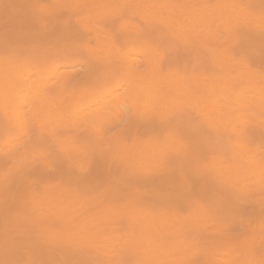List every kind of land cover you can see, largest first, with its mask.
Instances as JSON below:
<instances>
[{
    "label": "rangeland",
    "instance_id": "374dc122",
    "mask_svg": "<svg viewBox=\"0 0 264 264\" xmlns=\"http://www.w3.org/2000/svg\"><path fill=\"white\" fill-rule=\"evenodd\" d=\"M192 12L201 24L182 23ZM127 62L143 85H166L149 107L129 98L138 87ZM25 72L43 83V99L24 105V127L0 96V264H161L144 249L116 246L111 254L60 242L59 222L42 217L43 200L109 215L106 238H136L137 218L146 215L170 244L199 247L193 264H204L211 233L224 237L223 250L237 244L238 263L264 264V182L217 169L245 164L243 152L264 167V94L256 91L264 88V0H0V73ZM175 77L195 99L225 89L233 98L221 102L225 118L183 104L170 85ZM162 149L164 176L148 174L145 151Z\"/></svg>",
    "mask_w": 264,
    "mask_h": 264
},
{
    "label": "bare ground",
    "instance_id": "6f19581e",
    "mask_svg": "<svg viewBox=\"0 0 264 264\" xmlns=\"http://www.w3.org/2000/svg\"><path fill=\"white\" fill-rule=\"evenodd\" d=\"M114 2V1H113ZM120 2V0H119ZM251 2V1H250ZM107 3V2H106ZM109 3V2H108ZM252 3V2H251ZM112 4V2L110 3ZM109 6V5H108ZM107 6V7H108ZM111 6V5H110ZM113 6V5H112ZM127 6V5H126ZM164 6V5H162ZM105 7V6H104ZM161 8V7H160ZM177 8V7H176ZM220 9L222 11H229L231 9H233L231 6L230 8L227 6V7H224V6H220L219 8H217V10ZM240 9V8H239ZM244 9V8H243ZM164 11V10H163ZM162 11V12H163ZM179 14H181L180 10L177 11ZM232 13V12H231ZM238 13V12H237ZM92 14V13H91ZM203 14V13H202ZM239 14V13H238ZM141 15V14H140ZM238 16V15H237ZM242 16V15H241ZM244 16V15H243ZM182 18V16H180ZM201 17L202 15L199 14V15H196V12H192V13H187L184 15V19H185V22L182 21V23H187V26H193V25H199L201 24ZM159 18H161L159 16ZM149 19V18H148ZM243 19V18H242ZM247 20V19H246ZM148 21V20H147ZM263 21V20H262ZM167 22V21H166ZM172 29H174L172 27ZM176 30V29H175ZM96 31V30H95ZM175 33V32H174ZM174 33H173V36H174ZM178 37V36H177ZM172 39V38H171ZM175 40V39H173ZM177 40V39H176ZM174 42V41H173ZM176 42V41H175ZM178 42V40H177ZM148 51V50H147ZM99 52V51H98ZM151 53V52H150ZM111 55V53H110ZM116 55V54H115ZM141 55H144L141 54ZM198 55V54H197ZM129 56V55H128ZM146 56V54H145ZM132 57V56H131ZM138 57V56H137ZM144 57V56H142ZM146 58V57H145ZM196 58V57H195ZM110 59V58H109ZM113 59V58H112ZM202 59V57H201ZM114 61V60H113ZM151 61V59H150ZM205 61V60H204ZM201 62H203L201 60ZM225 62V61H224ZM232 62V61H231ZM150 62L148 61V64ZM147 64V65H148ZM153 64V63H152ZM156 64V63H155ZM199 64V63H198ZM210 64V62H209ZM127 65L129 66V69H131L130 71V85H133L134 82H136L137 84V87H138V90H137V93L134 94V90L132 93H130V96L129 98H132V99H135L137 101V99L140 98H143L145 100L144 102V105L146 107H149L151 105V103H153L157 98H160L159 96V92H163L164 90V87L166 85H163L162 83V86H161V83L160 82H157V84H153L152 86L151 85H143L142 83V80L143 79V76L141 75L140 77V73L137 72L134 68L133 65H131V63H128L127 62ZM205 65V64H204ZM150 66V65H149ZM156 66V65H155ZM201 66V65H200ZM206 66H207V63H206ZM205 66V68H206ZM216 66V65H215ZM199 67V66H198ZM207 67H210V65H208ZM213 67V65H212ZM141 68H143L141 66ZM197 68V67H196ZM217 68V67H216ZM26 69V68H25ZM223 69V68H222ZM235 69V68H233ZM233 69L231 70V72L233 73ZM236 70V69H235ZM234 70V72H236ZM21 71V70H20ZM24 73V72H23ZM19 74V73H18ZM237 75V73H236ZM248 75V74H247ZM251 76V75H250ZM38 77V76H37ZM59 77V76H58ZM247 78V76L245 77ZM252 78V77H251ZM129 79V78H128ZM244 79V78H243ZM38 81L40 79H37ZM150 81V80H149ZM224 81V80H223ZM247 80H243V82ZM171 82V81H169ZM252 82V81H251ZM208 83V82H207ZM206 83V84H207ZM250 83V82H249ZM42 84L39 85V83L33 79L31 77V75H29V73H26L24 75L21 74V76L18 78L17 77V74L16 73H12V74H8L7 76H5L3 73H0V96L3 97V100H4V103L5 105H7L9 111L12 113V111H16V114L15 112L13 113L14 117L16 118V121L18 124L22 125L23 127L25 126L24 125V122H25V117H24V113H23V107L24 105L26 106V103H28L30 99H35V101H38V102H41L42 99H43V94H42ZM124 84V83H123ZM150 84V83H149ZM172 84L173 86V90H174V93L177 94L178 93V97H181L183 100H181V102L183 101V104H187V103H190V102H196L198 104H201V106L206 109V111L208 112V114L210 115V117L212 118H216L218 117L219 119H222V118H225V113L226 111L224 112V109L226 106H224V108L222 107L221 102H223L222 100L223 99H233L231 98V96H229V94L227 92H225V89L219 87L218 85H215L213 87H211V90H210V96L207 97V98H203V97H198V99H195V95H192L190 92H188V88L186 86V84L182 83L181 80L178 78V77H175L173 80H172V83H170V85ZM119 85V84H118ZM122 85V84H121ZM168 85V86H170ZM242 85V84H241ZM244 85V83H243ZM250 85V84H249ZM44 86V85H43ZM123 87V86H122ZM120 88V86H119ZM118 88V89H119ZM131 88V87H130ZM117 89V90H118ZM122 90V89H120ZM124 90V89H123ZM126 90V89H125ZM124 90V91H125ZM110 91V90H109ZM123 91V92H124ZM250 91V90H249ZM256 91H259L260 93L264 94V88H257ZM108 93V90L104 91V93ZM118 92V91H117ZM101 93V92H100ZM105 93V94H106ZM116 93V91H115ZM126 93V92H125ZM110 95H112L111 93H109ZM140 94V96H139ZM245 94V93H244ZM95 95V94H94ZM114 95V94H113ZM129 95V94H128ZM125 96V95H124ZM87 97V96H86ZM104 97V96H103ZM106 97V96H105ZM112 97V96H111ZM116 97V98H115ZM114 98L116 99V102L118 103H123V100L122 98L118 97V96H115ZM240 99H243V97L245 98V95L242 97V96H239ZM239 97H235L236 99H239ZM104 99V98H103ZM164 97H162V100L161 101H164L163 100ZM210 99H212L210 101ZM239 99V100H240ZM86 100V99H85ZM131 100V99H130ZM129 100V101H130ZM140 100V99H139ZM238 100V101H239ZM48 101V99H47ZM127 101V100H126ZM128 101V102H129ZM233 101H236V100H233ZM104 102V101H103ZM138 102V101H137ZM174 102V101H173ZM232 102V100L230 101ZM237 102V101H236ZM241 102V101H240ZM240 102H239V105H240ZM31 103V102H30ZM45 103V101L43 102ZM76 103V102H74ZM90 103V102H89ZM100 103V102H99ZM102 103V102H101ZM235 103V102H232V104ZM238 103V102H237ZM86 104V103H85ZM95 104V103H94ZM103 104V103H102ZM228 104V103H227ZM68 105V104H67ZM89 106V104H87ZM109 105V104H107ZM133 105V104H132ZM224 105V104H223ZM230 105V104H228ZM32 106V105H31ZM47 106H48V103H47ZM70 106V104H69ZM69 106H66V107H69ZM75 106V105H74ZM79 106V105H78ZM105 106V104L103 105ZM41 107V106H39ZM43 107V106H42ZM65 107V108H66ZM93 107V106H92ZM96 107V106H94ZM31 108V107H30ZM52 108V107H50ZM75 110V107H71ZM77 108H80L77 107ZM83 108H86V107H83ZM89 108V107H88ZM145 108V107H144ZM250 109L253 110V108L250 106L249 107ZM26 109V108H25ZM129 109V108H128ZM147 109V108H146ZM227 109V108H226ZM238 109V108H237ZM51 110V109H50ZM72 110V109H71ZM73 110V111H74ZM228 110V109H227ZM25 111V110H24ZM63 111V110H62ZM67 111V109H66ZM91 111V109H90ZM130 111V110H129ZM242 111V110H241ZM244 111V110H243ZM70 112V111H69ZM77 112V111H76ZM89 112V111H88ZM106 112V110H105ZM147 112V110H146ZM240 111H238L239 113ZM54 113V112H53ZM56 113V112H55ZM66 113V112H65ZM64 113V114H65ZM71 113V112H70ZM73 113V112H72ZM78 113V112H77ZM76 113V114H77ZM83 113V112H82ZM110 113V112H109ZM237 113V112H236ZM241 113V112H240ZM63 114V116H64ZM75 114V115H76ZM104 114V113H103ZM125 114V113H124ZM141 114V113H139ZM26 115V114H25ZM71 115V114H70ZM69 115V116H70ZM78 115V114H77ZM68 116V117H69ZM73 116V115H72ZM202 116V115H201ZM62 117V116H61ZM125 117V116H124ZM128 117V116H127ZM31 118V117H30ZM77 118V117H76ZM29 119V118H28ZM32 119V118H31ZM62 119V118H61ZM67 119V117H66ZM69 119V118H68ZM67 119V120H68ZM239 119V118H236V120ZM66 120V121H67ZM112 120V119H111ZM116 120V119H115ZM124 120V119H123ZM244 120V119H243ZM79 121V119H78ZM201 122V118L199 120ZM63 122V121H62ZM65 122V121H64ZM63 122V123H64ZM75 122V121H74ZM77 122V121H76ZM117 122V120H116ZM119 122V121H118ZM244 122V121H243ZM214 123V122H213ZM218 123V122H217ZM231 123V122H230ZM236 123V122H235ZM33 124V123H32ZM83 124V123H82ZM213 125V124H212ZM217 125V124H216ZM219 125V124H218ZM217 125V126H218ZM236 125V124H235ZM71 126V125H69ZM220 126V125H219ZM227 126V125H226ZM49 127V126H48ZM211 127V126H210ZM209 127V128H210ZM185 128V127H184ZM188 129V128H187ZM220 131V130H219ZM237 131V130H236ZM51 132V131H50ZM196 132V131H195ZM33 133V132H32ZM184 133V132H183ZM96 134V133H95ZM102 134V133H101ZM171 135V134H170ZM31 137V136H30ZM172 137V135H171ZM264 137V136H263ZM112 137H110L109 139H111ZM196 138V137H195ZM202 138V136H201ZM173 139V138H172ZM21 140V139H20ZM103 140V139H102ZM113 141V139H111ZM199 140V139H198ZM111 141V142H112ZM18 142V141H17ZM113 143V142H112ZM67 144V143H65ZM68 145V144H67ZM75 145V144H73ZM116 145V144H115ZM23 146V145H22ZM63 146L65 147V145L63 144ZM70 146V144H69ZM228 146V145H227ZM3 147V146H2ZM11 147V146H10ZM21 147V146H20ZM48 147V146H47ZM72 147V145L70 146ZM76 147V145H75ZM232 147V146H231ZM230 147V148H231ZM133 148V147H132ZM6 149V148H5ZM69 149V148H68ZM112 148H109L107 150H110ZM16 150V149H15ZM236 150V149H235ZM4 151V150H3ZM132 151V150H131ZM108 152V151H106ZM130 152V151H129ZM134 152V151H133ZM137 152V151H136ZM15 153V152H14ZM13 153V154H14ZM83 153V152H82ZM145 161H144V168L145 170H147L146 172L148 174H154L156 175V177L158 175H162L165 171L164 167H161L162 165H158L157 162L161 160L162 158V155L164 154V150H148V151H145ZM148 153V154H147ZM76 154V153H75ZM244 154V159H245V164H226L224 162H219L217 164V169L221 172V174L223 176H230L231 177V174H233V176H239L240 173H242L245 177L246 175L248 177H251V178H255L257 179L258 181H261L264 182V167H259L258 164L256 163V161L253 159V158H249L247 157L246 153L243 152ZM8 155V154H7ZM69 155V154H68ZM9 156V155H8ZM15 156V155H14ZM70 156V155H69ZM76 157L78 156L77 154L75 155ZM81 156V155H79ZM110 156V155H109ZM134 156V155H133ZM144 156V155H143ZM31 157V156H29ZM68 157V156H67ZM72 157V155H71ZM70 157V158H71ZM74 157V156H73ZM74 157V158H76ZM84 157V156H83ZM128 157V156H126ZM135 157H136V154H135ZM242 157V156H241ZM11 158V157H10ZM13 158V157H12ZM82 158V157H81ZM125 158V157H124ZM123 158V159H124ZM9 159V158H8ZM14 159V158H13ZM16 159V158H15ZM73 159V158H71ZM135 159V158H134ZM4 160H6V158H4ZM79 160V159H78ZM127 160V159H126ZM130 160V159H128ZM242 160V159H241ZM240 159H238V161H241ZM16 161H18L16 159ZM20 161V160H19ZM22 161V160H21ZM26 161V160H25ZM74 161V160H73ZM81 161V160H80ZM83 161V160H82ZM118 161V159H117ZM124 160L121 161V159H119L118 162H123ZM137 161V160H136ZM125 162V161H124ZM3 163V162H2ZM78 163V162H77ZM76 163V164H77ZM18 164V163H17ZM24 164V163H23ZM81 164V163H80ZM79 164V165H80ZM120 164V163H119ZM19 165V164H18ZM120 165L124 166L123 163H121ZM83 166V165H82ZM121 166V167H122ZM133 166V165H132ZM183 167H185L183 165ZM200 167V166H199ZM133 168V167H132ZM17 169V168H16ZM130 169V168H129ZM139 169V168H138ZM185 169V168H184ZM134 170V169H133ZM217 170V171H218ZM135 171V170H134ZM14 172V171H13ZM114 172V171H112ZM210 172V171H209ZM214 172V171H212ZM137 173V172H136ZM141 173V172H140ZM9 174V172H8ZM15 174V173H14ZM215 174V173H213ZM115 175V173H114ZM211 177H212V174L210 172L209 174ZM9 176V175H8ZM113 176V175H112ZM164 176V174H163ZM243 176V177H244ZM12 178V177H11ZM235 177H233L234 179ZM163 179V177H162ZM236 179V178H235ZM238 179V178H237ZM14 178L11 182H14ZM6 181V180H5ZM162 181V180H161ZM237 181V180H236ZM246 181V180H245ZM10 182V181H9ZM231 182V181H230ZM238 183V182H237ZM2 184V183H1ZM239 184V183H238ZM237 184V185H238ZM260 184V183H259ZM8 185V184H7ZM220 185V184H219ZM4 186V185H2ZM37 186V185H35ZM249 187V186H247ZM37 188V187H36ZM207 188V187H206ZM8 191V190H7ZM56 191V190H55ZM69 192V191H68ZM67 193V191H66ZM13 194V193H12ZM203 194V193H202ZM207 194V193H206ZM58 195V194H57ZM56 195V196H57ZM62 195V194H61ZM64 196V194L62 195ZM174 196V195H173ZM78 198V197H77ZM88 199V198H87ZM226 199V198H225ZM95 200V199H94ZM71 201V200H70ZM85 201H86V198H85ZM87 202V201H86ZM42 206H43V209H44V213L42 214V217L43 218H47L48 220L54 218L56 219L57 222H55L56 224H60V230L62 232V238L63 240H59L60 242L61 241H64L66 239H71L72 241H78L80 244H84V245H87V246H90V247H93L99 251H104L106 253H111L113 254L115 251L113 250L114 247L118 246L120 249L122 248L123 250H127V249H131V248H139V249H144L146 251V254L149 256H154L156 257V259H158L161 264H193L194 262L198 261L200 259V253H199V247L198 246H195L193 247L192 249L190 248H187V247H182V246H174L172 244H170L168 241H167V235H164V232H162L159 228H157L156 226L153 225L152 221H150V219L148 217H145L144 215H140L137 220H138V225H139V236H137L136 238H127L125 239L124 237H121V238H116V237H112V238H106V234L104 233V228L103 226L105 225L106 226H110L111 225V218H109V215L107 216H100L102 215L100 212V215L98 216H95V215H92L90 214L88 211H85V210H79L76 208V206L78 205L77 202L76 204L72 205V206H66L65 208H62L63 206H54V202L51 201V202H47L45 200H43L42 202ZM84 203V202H83ZM99 203V202H98ZM10 204V203H9ZM67 204V203H66ZM101 204V203H100ZM91 205V204H90ZM223 205V204H222ZM254 206V205H252ZM137 207V206H136ZM87 208V207H86ZM96 208V206H95ZM134 208V206H133ZM131 209V208H130ZM137 209V208H136ZM196 209V208H195ZM198 210V209H196ZM134 212V211H133ZM196 212V211H195ZM203 212V211H202ZM211 212V211H210ZM137 213V212H136ZM128 214V213H127ZM163 214H166V213H163ZM162 214V216H163ZM154 215V214H153ZM197 215V213H196ZM211 215V214H210ZM209 215V216H210ZM236 215V214H235ZM243 216V214H242ZM164 217V216H163ZM201 217V216H200ZM207 218H209L208 216H206ZM211 217H214L211 215ZM157 218V217H156ZM155 218V220H156ZM170 218V217H169ZM26 219V218H25ZM44 219V220H45ZM46 219V220H47ZM164 219V218H163ZM199 219V218H198ZM205 219V218H203ZM211 219V218H210ZM215 219H216V216H215ZM44 220H41V221H44ZM47 220V222H48ZM166 220V219H164ZM212 220V219H211ZM200 221V220H198ZM197 221V223L199 224V222ZM201 221H204V220H201ZM200 221V223H201ZM216 222V220H213ZM21 222V221H20ZM115 222V221H114ZM124 222V221H123ZM158 222V221H157ZM161 222V221H160ZM117 223V222H116ZM167 223V222H166ZM169 223V222H168ZM197 223H194V224H197ZM218 223H221L218 221ZM217 223V224H218ZM44 224V223H43ZM48 224V223H47ZM216 224V225H217ZM223 224V222L221 223ZM225 224V223H224ZM159 225V223H158ZM193 225V224H192ZM16 228H17V225H14ZM37 226V225H36ZM57 226V225H56ZM55 226V229H57ZM135 226V225H134ZM200 226V225H198ZM197 226V227H198ZM14 227V228H15ZM27 227H30V226H27ZM33 227V225H32ZM31 227V228H32ZM44 227V226H42ZM131 227V226H130ZM15 228V229H16ZM34 228V227H33ZM38 228V227H37ZM215 228V226H214ZM36 229V227L34 228ZM131 229V228H130ZM170 229V228H169ZM213 229V228H212ZM225 229V228H224ZM54 230V229H53ZM103 230V231H102ZM132 230V229H131ZM135 230H136V226H135ZM190 230V229H189ZM189 230H186V231H189ZM205 230H209V229H205ZM226 231V229H225ZM41 232V231H40ZM45 232V231H44ZM193 232V231H192ZM192 232L189 234L187 233V235H191ZM209 232H212V231H209ZM233 232V231H232ZM39 233V232H37ZM48 233V232H47ZM195 233V232H194ZM200 233V232H199ZM199 233L196 232V234L198 235ZM219 233V232H218ZM137 234V235H138ZM201 234V233H200ZM199 234V235H200ZM221 234V233H220ZM135 235V234H134ZM133 235V236H134ZM204 235V234H203ZM44 236V235H43ZM49 236V235H48ZM136 236V235H135ZM174 236V235H173ZM51 236H49V239H50ZM53 239H54V236H52ZM202 237V236H201ZM45 238V237H44ZM171 238V237H170ZM188 238V237H187ZM186 238V239H187ZM191 238V237H190ZM204 238V237H202ZM201 238V239H202ZM40 238H38L39 240ZM43 239V238H42ZM132 239V240H131ZM194 239V238H193ZM200 239V240H201ZM228 239V237H227ZM31 240V239H30ZM196 240V239H195ZM199 240V242H200ZM41 241V240H40ZM45 241V239H44ZM49 241V240H48ZM47 242V241H46ZM55 242V241H54ZM59 242V243H60ZM184 242V241H183ZM197 242V241H196ZM198 242V243H199ZM225 242V239L224 237L222 236H218L217 233H211L210 235V238L208 239V241L205 243V248H204V256H205V259H204V264H260L258 263V261H254V260H247V261H241L240 263H238L237 261L234 260V258L237 256V253H236V250L234 248H238L237 247V244L233 241H231L232 243V250H223L221 246V244H223ZM50 243V242H48ZM47 243V244H48ZM207 243H209L207 245ZM63 244V243H62ZM67 244V243H66ZM65 244V246H66ZM70 244V243H69ZM51 245V244H50ZM59 246V244H56ZM68 245V244H67ZM181 245V244H180ZM193 245V244H192ZM48 246V245H47ZM60 246H61V243H60ZM64 245L61 246V250H63V247ZM86 246V248H88ZM201 246V245H199ZM85 247V246H84ZM203 247V245H202ZM70 248V247H68ZM29 248H27L28 250ZM55 249V248H54ZM65 249V248H64ZM119 249V250H120ZM202 249V248H201ZM26 250V249H25ZM71 250V249H69ZM72 251V250H71ZM87 251V250H86ZM94 251V250H93ZM202 252V257H203V251ZM89 253V251H88ZM19 256V254H17ZM96 255V254H95ZM17 256V257H18ZM21 256V255H20ZM136 256V255H135ZM21 258V257H20ZM58 258V257H57ZM69 258V257H68ZM99 258V257H98ZM19 259V258H18ZM85 259V258H84ZM148 260V259H147ZM15 261V260H14ZM99 261V260H98ZM252 261L254 263H252ZM36 262V261H34ZM101 262V261H100ZM99 262V264H100Z\"/></svg>",
    "mask_w": 264,
    "mask_h": 264
}]
</instances>
